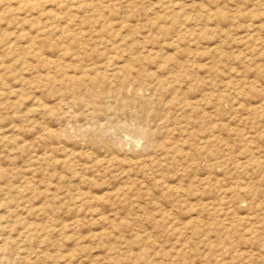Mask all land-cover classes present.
<instances>
[{"label":"rangeland","instance_id":"1","mask_svg":"<svg viewBox=\"0 0 264 264\" xmlns=\"http://www.w3.org/2000/svg\"><path fill=\"white\" fill-rule=\"evenodd\" d=\"M0 264H264V0H0Z\"/></svg>","mask_w":264,"mask_h":264}]
</instances>
